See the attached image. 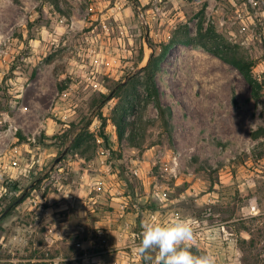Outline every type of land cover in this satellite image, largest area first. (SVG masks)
I'll return each mask as SVG.
<instances>
[{
  "label": "rangeland",
  "instance_id": "374dc122",
  "mask_svg": "<svg viewBox=\"0 0 264 264\" xmlns=\"http://www.w3.org/2000/svg\"><path fill=\"white\" fill-rule=\"evenodd\" d=\"M199 31L264 81V0H0V264L42 250L15 237L32 183L63 204L57 264H145L142 223L177 217L193 254L264 264V84L176 41Z\"/></svg>",
  "mask_w": 264,
  "mask_h": 264
},
{
  "label": "clouds",
  "instance_id": "9594fccd",
  "mask_svg": "<svg viewBox=\"0 0 264 264\" xmlns=\"http://www.w3.org/2000/svg\"><path fill=\"white\" fill-rule=\"evenodd\" d=\"M141 228L137 253L145 264H216L213 256L195 255L188 250L186 242L193 240V230L180 217L170 221L151 218Z\"/></svg>",
  "mask_w": 264,
  "mask_h": 264
},
{
  "label": "crops",
  "instance_id": "0c3cea01",
  "mask_svg": "<svg viewBox=\"0 0 264 264\" xmlns=\"http://www.w3.org/2000/svg\"><path fill=\"white\" fill-rule=\"evenodd\" d=\"M32 190L36 192L35 195L33 197L27 196L23 200L22 204H26L28 209L26 216L15 226L17 229L15 237L16 239L19 238L22 243H29L30 241L33 246L42 248L39 251L40 254L30 255L31 257H29L35 264H49L51 258L47 250L54 241H58L63 236L61 230L63 222L61 221L62 214L60 211L63 204L56 207L51 203L50 192H40L36 188ZM41 239H43L42 242H40Z\"/></svg>",
  "mask_w": 264,
  "mask_h": 264
},
{
  "label": "trees",
  "instance_id": "16d2710c",
  "mask_svg": "<svg viewBox=\"0 0 264 264\" xmlns=\"http://www.w3.org/2000/svg\"><path fill=\"white\" fill-rule=\"evenodd\" d=\"M136 4H138V3H136ZM197 35H198V37L196 39H192L185 32L184 35L178 36V39H176V41L177 42H180V43H183V44H189V43H192V42H196V43L201 44L207 50H209V51L217 54L224 61H226V62L230 63L232 66H234L244 76V78L249 83V85L251 86V88H252V90H253V92H254V94L256 96L259 94V91L262 88V85L264 84L263 83L264 81H260L256 77L253 76L252 71H251V68H252L253 63L251 61L245 60L242 57H238V56H235V55H232V54L219 53L218 51H215L214 49H212V47L208 45L207 41H205V40H203L201 38L202 33L200 31L198 32ZM162 54H163V52L159 54V56L154 61V63L152 61V58L153 57L151 56L150 59L148 60L147 64L144 66V70H146L147 77H148L149 80H151L154 71L157 69V60H159L162 57ZM116 109H118V107ZM96 116L101 121L100 122V128L101 129L99 130L98 136L103 140V142L106 145H108V140L109 139H108V136L106 135V133L104 131V129L106 127L107 118L102 115L101 111H98V113L96 114ZM89 124H90V122H89ZM114 124L118 128V135L121 136L122 135L123 127H121V125H120V123L118 121L117 122L114 121ZM82 136H83L82 135V132H81V130H79L78 133L76 134L75 139H74L75 140L74 141V146L75 147L81 146V142L83 141ZM14 182H13V186L15 185ZM35 187L36 186H33L32 188H30V190H32ZM28 193H29V191H28ZM28 193L25 195V197L23 198V200L28 196Z\"/></svg>",
  "mask_w": 264,
  "mask_h": 264
},
{
  "label": "water",
  "instance_id": "95a60500",
  "mask_svg": "<svg viewBox=\"0 0 264 264\" xmlns=\"http://www.w3.org/2000/svg\"><path fill=\"white\" fill-rule=\"evenodd\" d=\"M124 82V81H123ZM122 82V83H123ZM67 151V147H65V149L61 152V154L60 155H58L55 159H54V164L55 163H57L59 160H60V158H61V156L65 153ZM31 187H33V183L32 184H30V185H28L25 189H24V191H23V193L12 203V205H16L20 200H22V198L25 196V194H26V192L28 191V189H30ZM12 205H10V206H12Z\"/></svg>",
  "mask_w": 264,
  "mask_h": 264
},
{
  "label": "built area",
  "instance_id": "2783aa9c",
  "mask_svg": "<svg viewBox=\"0 0 264 264\" xmlns=\"http://www.w3.org/2000/svg\"><path fill=\"white\" fill-rule=\"evenodd\" d=\"M253 208H254V207H253ZM20 264H25V263H20ZM27 264H35V263H34V261L30 260V262L27 263ZM49 264H57V261H56V260H52V261H50Z\"/></svg>",
  "mask_w": 264,
  "mask_h": 264
}]
</instances>
